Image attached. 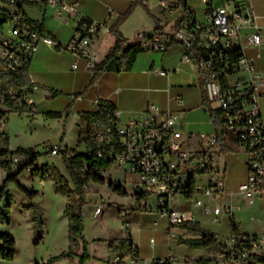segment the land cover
Listing matches in <instances>:
<instances>
[{
  "label": "built area",
  "instance_id": "2783aa9c",
  "mask_svg": "<svg viewBox=\"0 0 264 264\" xmlns=\"http://www.w3.org/2000/svg\"><path fill=\"white\" fill-rule=\"evenodd\" d=\"M18 1L0 0V14H7L6 17L0 15L2 71H16L25 66L43 45L59 47L45 29L28 20L18 7ZM195 1L162 0L161 17L176 16L179 27L159 38L143 31L135 37L146 52L165 53L169 46L179 43L184 50L181 62L193 64L199 75L207 74L205 89L210 105L225 111L222 126L226 143L246 156L247 177L238 193L249 205H259L264 211V120L260 108L264 69H258L255 59L246 54L249 48L260 51L262 47L263 35L257 16L251 0H221L222 5L218 7L214 0H200L202 8H196ZM40 2L57 10L67 8L76 25L63 48L83 59L87 68L94 69L98 63L94 45L101 31L107 29L106 23L83 16L77 4L67 5L65 0ZM72 67L76 69L77 64ZM38 90L35 84L31 89L20 90L19 102L29 103ZM10 95L16 97L12 92ZM176 100L182 101L180 97ZM115 114L119 116L117 111ZM6 120V116L0 114V126H4ZM115 128L122 150L111 151L108 156L115 164L123 165L124 176L134 178L130 189L135 198L132 209L135 212L155 209L165 217L169 240L176 238L170 228L183 223H200V214L208 217L211 224H219L223 216L233 215L231 203L225 200L223 145L215 133L206 148H197L180 117L170 110L160 109L155 103L147 105L141 118L119 120ZM49 152L53 157L70 156L69 150L60 144L50 145ZM0 166L24 171L33 168L26 156L12 152H0ZM99 173L105 175L104 171ZM102 212L100 202L94 215ZM128 214L130 211H120L121 217ZM124 224L128 229L129 221L125 219ZM222 242L224 251L212 262L201 263L169 252L165 258H154L147 264H251L264 252V234L240 231L224 237ZM150 243L154 244V239ZM129 251L128 264H135L139 260L138 252L133 247Z\"/></svg>",
  "mask_w": 264,
  "mask_h": 264
},
{
  "label": "crops",
  "instance_id": "0c3cea01",
  "mask_svg": "<svg viewBox=\"0 0 264 264\" xmlns=\"http://www.w3.org/2000/svg\"><path fill=\"white\" fill-rule=\"evenodd\" d=\"M24 1L23 11L26 16L32 20L42 22L46 32L59 43V47L57 48L45 45L41 46L38 53L34 55L30 61V78L33 84L39 87V90L32 94L29 100V103L34 105V111L30 115H34L37 112L38 103H45L51 106V109H47L45 113L50 111L62 112L63 116L61 118H68L69 115L77 116L82 123L78 124L79 136L81 134L80 129L82 125L87 129V121L83 114L96 112L101 100L111 101L115 105L116 111L119 113L118 118L121 121L127 120L128 118H141L147 105L149 103H155L162 110H170L176 113L185 123L188 132H190L193 138V145L197 148H206L209 139L215 133L214 125L207 110H203L204 106L202 104L201 95L195 97L190 96L191 90L200 86V75L198 69L193 64L181 62L184 50L179 43H174L169 46L165 53L142 51L137 56L131 70L122 71L120 73H104L92 87H88L93 74L92 70L87 68L83 59L75 57L63 48L69 41L72 30L76 25L74 19L70 18L67 8L57 10L55 7L42 5L40 0ZM135 1L136 0H65L67 5L77 4V9L83 16L106 23L107 29L101 31L94 45V50L98 56V63L105 58L115 41L114 36L109 33L108 28L112 26L117 21L118 17L125 13L128 7ZM141 1L142 4L137 6L135 11L132 12L120 27V31L124 37L128 39L129 44L139 43L138 39L135 37L138 32L143 31L159 38L166 32L179 27L176 16H169L164 19L161 17L162 0ZM251 3L257 16V23L263 35V43L260 51L255 48H249L246 50V54L255 59L258 69H264V13H262L260 8H258V10L255 8L252 0ZM111 12L113 13L112 16ZM258 53L261 54L260 57L257 56ZM73 64H77L76 69H73ZM177 68H179L178 72H176ZM2 70L3 66L0 62V71ZM53 91L60 92V95L53 96ZM262 93L263 97L260 101V108L261 117L264 120V88L262 89ZM177 97H180L182 101L178 102L176 100ZM67 109L70 110L68 116L64 113ZM4 110L5 108L0 105V111ZM8 115H6L7 120ZM4 126H6V123ZM0 138V149L8 148V150H10L8 146L9 135L4 128L0 131ZM5 138L7 139V143L3 142ZM60 145L64 149H70L68 146L63 147L61 143ZM84 151L85 149L80 152ZM230 152L236 154L242 151L239 149H231ZM221 163L225 168V200L231 203L233 215L231 217L223 216L219 224H211L208 217L202 214L199 215L202 227L215 233L220 240L231 234V218H234V220L240 224V231L250 233V231L245 228V224L241 221V218H238V213L236 214V212H238L239 208L234 205L233 201L234 195H238L244 200L239 195L238 190L239 186L247 177L246 156L244 154L243 170L236 189L232 187L228 179L226 161L224 162L221 159ZM118 183L124 188L121 182ZM130 197L133 196L130 195ZM87 201H91L90 198L87 197ZM100 202L104 203L103 209L105 206L111 204L105 199L97 202V204ZM246 203L248 204L247 201ZM114 204H116L117 211L120 213L119 211H121L123 204ZM248 206L251 210L256 209L260 211L259 216L251 214L250 220L260 227L264 226V218L262 217L264 211L259 205L251 206L248 204ZM226 222L227 227L221 229L222 226H225ZM128 230L129 227L126 231L128 232ZM185 233L184 231L179 237L184 236ZM128 236L131 237L132 247L137 249L139 255V260L135 264H147L150 260L159 258V255H157L155 251L152 253L146 252L144 245L138 243L133 235L128 233L127 237ZM126 238H124L123 235L111 233L105 239H109V241H121ZM164 241L168 245L169 252L171 253H173L172 247L175 244L179 246L177 242L173 244V241L169 240L168 236ZM155 243L156 241L154 239V244ZM154 244H151V247ZM92 247L94 252L91 251ZM180 247L182 248H177L178 253L174 255L183 258H199L209 253L207 250L194 249L187 245H181ZM80 249L81 251L74 252L76 255L71 257V264L78 263V256L82 254V246ZM88 249L90 256L100 260L87 259L83 264L118 263V257L112 253L110 248H108L104 256L98 254L97 250L100 249L98 244L94 243L88 246ZM63 259L65 260L63 264H69L68 258H62V260ZM128 262L129 258L127 256L122 264H128ZM49 264H60V262L56 260Z\"/></svg>",
  "mask_w": 264,
  "mask_h": 264
},
{
  "label": "rangeland",
  "instance_id": "374dc122",
  "mask_svg": "<svg viewBox=\"0 0 264 264\" xmlns=\"http://www.w3.org/2000/svg\"><path fill=\"white\" fill-rule=\"evenodd\" d=\"M214 1L215 6L222 5L221 0ZM252 2L257 10L260 8L262 13H264V0H252ZM194 5L196 8L203 7L200 0H196ZM5 26H8V23H5ZM197 95H201L200 86L190 92V96L195 97ZM47 109H51V106L45 103H38V110L34 115L10 113L6 126H0V131L4 128L9 135L8 146L10 151L25 148L32 149L39 154V158L36 164H34V167L38 169L37 171L33 169L31 171L23 170L16 181H9L6 185L3 182L5 177L8 174H14L19 169L1 168L0 166V196L4 189V195L8 194L11 198V222L9 225L0 224V232L10 233L16 243L15 259L9 262L0 261V264H49L56 260H59L60 264H63L65 260H62V258H68L69 264H71L72 258H53L69 250L73 253L81 251V245L73 244L69 238V223L64 213L68 205L67 195L58 190V185L62 184L60 176H64L68 180L70 178L61 158L51 156L49 147L52 144L61 143L63 147L76 148L75 150L80 152L85 149L83 139L88 134V128L86 129L82 125L80 129L81 134L78 136V124L81 122L77 116L69 115L68 118H50L45 115ZM95 131L96 129H92L91 134H94ZM221 159L224 162L226 161L228 179L232 187L236 189L243 170L244 154L242 152L234 154L229 151L221 154ZM104 173L103 177L106 179L104 184L90 182L84 188L86 198L88 197L91 200L87 201L83 208V236L88 246L94 243L98 244L100 249L97 252L100 256H104L109 248V239H105L107 236L115 233L123 235L126 238L128 233H130L138 243L144 245L146 252L152 253L155 251L159 255V258H165L169 253L168 245L164 241L167 239L169 232L168 220L160 216L155 209L152 212H135L132 209L135 198L130 197V195H133L129 192L131 191V181L134 178L128 175L124 176L123 165L114 164L109 170L104 171ZM109 180L117 184L121 182L128 195L121 196L113 192L107 185ZM69 185L73 187L70 182ZM33 192H36L35 197L30 198L28 193ZM103 199L111 204L104 207L101 215L94 216L97 202ZM233 201L234 205L239 208L236 214L238 213L237 216L241 218V221L245 224V228L250 233L264 234V226L260 227L250 220L251 214L259 216L260 211L256 209L251 210L246 201L242 200L238 195H234ZM0 202V210H3L6 204V197L2 199L0 197ZM114 203L123 204L121 210L130 211V214L126 217H121ZM35 206H39L43 219L42 239L37 244L34 243L33 215ZM125 219L129 221L128 232L124 224ZM223 227H227V222L221 229ZM184 231L181 227L170 228V232L175 233L177 238ZM151 238H154L156 241L153 245L154 247H151ZM172 241L175 244L177 239H172ZM180 246H176L175 244L172 247L173 254L178 253L177 248H182ZM91 251L94 252L93 247ZM218 256V252L211 251L203 257L217 259ZM90 259L100 260L92 256Z\"/></svg>",
  "mask_w": 264,
  "mask_h": 264
},
{
  "label": "trees",
  "instance_id": "16d2710c",
  "mask_svg": "<svg viewBox=\"0 0 264 264\" xmlns=\"http://www.w3.org/2000/svg\"><path fill=\"white\" fill-rule=\"evenodd\" d=\"M24 2V0L18 1V7L22 11ZM141 4V0L133 2L125 13L120 15L117 21L109 27V33L115 38L114 44L106 54L105 58L97 63L95 68L92 69L93 74L88 87H92L104 73H120L122 71H129L133 68L137 56L143 50L139 43L129 44L128 39L125 38L120 31V27L132 14L135 7ZM0 15L3 17L7 16L6 13ZM27 18L30 22L36 24L41 30L45 29L42 22L32 20L29 17ZM237 55H239V53ZM29 64L30 62L16 71H0V105L5 108L4 111H0L2 116H6L10 113L32 114L34 111L33 104L19 102L18 100L20 90L31 89L34 85L29 75ZM206 76L207 74L205 72H202L200 75L202 104L209 113L214 125L217 140L223 145V152L227 153L231 151V148L226 143L225 130L222 126V119L225 111L211 107L205 89ZM10 92L16 94V97H12ZM58 95H60V92L53 91V96ZM115 112L116 107L111 101L101 100L96 112L83 114L87 121L88 128V134L83 139L85 143V151L79 152L75 149L65 148V150H69L70 156L67 157L64 154V156L61 157L70 180L64 176H60V182L62 184L58 185V190L66 193L68 198V205L66 206L64 213L67 216L69 223V238L73 244H81L82 246V254L78 256L77 264H83L85 260L91 258L87 251L88 243L83 236V208L87 203L84 188L90 182L104 184L106 179L99 172L106 171L115 164V160L108 156L109 152H120L122 150V147L118 142V135L115 128L119 122V118L116 116ZM64 113L68 116L70 110L67 109ZM45 115L50 118H61L63 113L50 111L46 112ZM109 128L110 132L108 131ZM92 129H96L94 134H91ZM96 133H99V136H97ZM3 142L7 143V139L5 138ZM100 151L102 152V155H99ZM0 152H12L26 156L29 159L30 164L33 165L32 169L36 171L38 170L34 167V164L39 158V154L32 149L18 148L16 151H10L8 148H3L0 149ZM22 171L23 168H20L14 174H8L3 181L4 185L9 181H16ZM69 182L72 183L73 187L69 185ZM108 186L118 195H128L127 191L119 183L117 184L114 181L109 180ZM4 192L3 189V193L0 196L1 199L6 197L4 209L0 210V224L9 225L11 222V198L8 194L4 195ZM35 194L36 192L28 193L30 198L35 197ZM33 222L35 231L34 243L37 244L42 239L43 234V219L39 206H35ZM178 227H181L186 232L184 236L177 238V243L179 245H187L194 249L207 250L209 252L215 251L219 254L223 253L225 246L222 240L218 239L215 233L204 229L200 223H183ZM230 227L231 235H237L240 232V224H238L234 218L230 219ZM108 245L112 253L119 258L117 264H122L125 257L130 253L129 248L132 247L131 237L128 236L121 241L111 240ZM135 250L137 251V249ZM74 255L75 253L69 250L68 252L61 253L53 259H58L60 257L71 258ZM15 256V240L10 233L0 232V261H13ZM214 260L215 259L205 257H199L196 259L197 262L201 263L212 262ZM106 264L109 263L106 262ZM251 264H264V252L259 256H256Z\"/></svg>",
  "mask_w": 264,
  "mask_h": 264
},
{
  "label": "water",
  "instance_id": "95a60500",
  "mask_svg": "<svg viewBox=\"0 0 264 264\" xmlns=\"http://www.w3.org/2000/svg\"><path fill=\"white\" fill-rule=\"evenodd\" d=\"M203 110L206 111V108H204Z\"/></svg>",
  "mask_w": 264,
  "mask_h": 264
}]
</instances>
